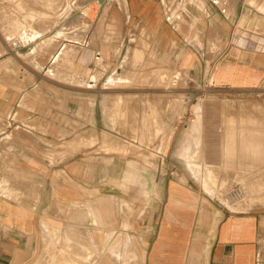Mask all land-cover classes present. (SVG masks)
<instances>
[{
	"label": "crops",
	"instance_id": "obj_1",
	"mask_svg": "<svg viewBox=\"0 0 264 264\" xmlns=\"http://www.w3.org/2000/svg\"><path fill=\"white\" fill-rule=\"evenodd\" d=\"M175 3L115 0L109 3L104 20L108 18L109 30L113 27V32L125 35L141 29L146 38H141V48L133 50L143 52L149 44L155 54L161 47L164 59L167 46L176 45V35L184 34L185 26L190 31L197 24L207 26L208 16L212 15L217 34L224 37L223 15L216 7L198 0L188 9L184 2L187 18L175 12L169 16L167 7ZM245 4L238 30H246V26L239 28L245 14L255 29H263L264 16L259 23L254 14L264 15L261 0H229L232 16L241 13ZM33 29L39 35L22 47L23 57L17 52L3 58L6 67L0 69V264H35L42 256L46 263L50 249L69 246L64 234L78 245L81 228L88 231L90 251L91 246L118 242L119 257L114 254L107 259L112 263L120 261L129 245L134 255L128 264H264V214L236 212L221 205L192 173L135 170L136 183L125 181L128 161L136 160L122 156L109 143L110 136L120 130L110 127L112 95L104 86L107 79L77 74L79 63L94 69L95 46L73 54L77 56L72 59L75 76H69V71L47 76L42 63L57 53V47L39 48L47 30L41 24ZM94 30L95 25L90 26L89 35ZM177 55L184 64L192 59L188 51ZM234 71L244 78L243 67L230 65H221L214 75L217 80L226 79ZM176 129L169 132L175 134ZM169 159L171 167L187 165L181 156ZM121 183L128 184L129 190ZM144 190L150 194L145 206L139 194ZM81 212L86 215L82 221ZM108 235L109 242H103Z\"/></svg>",
	"mask_w": 264,
	"mask_h": 264
},
{
	"label": "rangeland",
	"instance_id": "obj_2",
	"mask_svg": "<svg viewBox=\"0 0 264 264\" xmlns=\"http://www.w3.org/2000/svg\"><path fill=\"white\" fill-rule=\"evenodd\" d=\"M114 1L0 0V69L6 67L7 60L3 58L20 54L26 42L39 35L33 29L35 24L47 30L40 38L39 48L57 47V53L42 63L44 75L57 76L69 71V76H75L77 68L72 59L77 56L73 54L94 45L98 53L94 69L79 63L81 71L77 74L107 79L104 86L112 95L110 127L120 130L110 136L109 143L122 156L136 160L128 161L126 182L136 183L135 170L160 175L192 173L221 205L236 212L264 214V28L258 30L245 22L239 28L246 26V30H238L246 4L235 17L228 4L224 15L219 12L223 15L220 27L224 37L217 34L212 15L208 16L207 26L197 24L191 31L185 26L184 34L176 35V45L167 46L168 58L164 59L159 53L161 47L155 54L150 52L149 44L143 52L133 50L136 46L141 48L140 40L146 38L141 29L128 35L113 32V27L109 30L104 15ZM175 1L167 7L169 16L175 12L187 18L181 5L186 2L190 9L198 0ZM205 2L213 6L208 0ZM254 14L260 23L264 15L256 11ZM40 18L42 22L37 21ZM93 25L94 33L89 35L88 28ZM29 31L35 34L29 35ZM19 37L22 43L13 48L11 42ZM107 41L111 47L105 59L103 49ZM180 51L191 53L188 64L176 57ZM221 65L243 67L244 78L237 77L234 71L232 76L217 80L214 74ZM174 127H178L175 134L169 132ZM188 146L194 152L192 161L182 155ZM178 156L187 165L169 166L167 158L175 161ZM119 185L124 190L130 188L125 183ZM234 186L241 187L243 196L231 199ZM139 194L145 206L150 194L145 190ZM109 236L103 242H109ZM64 238L69 246L50 249L46 264L66 262L65 255L84 264H120L121 260L128 264L127 257L134 255L126 252L119 262H108L109 255L120 247L118 242L91 246L90 251L87 229H80L78 245L72 242L71 235L64 234Z\"/></svg>",
	"mask_w": 264,
	"mask_h": 264
},
{
	"label": "bare ground",
	"instance_id": "obj_3",
	"mask_svg": "<svg viewBox=\"0 0 264 264\" xmlns=\"http://www.w3.org/2000/svg\"><path fill=\"white\" fill-rule=\"evenodd\" d=\"M121 1V0H120ZM123 1V0H122ZM250 1H248V3H249ZM123 3V2H122ZM250 4V3H249ZM95 7V6H94ZM108 9V8H107ZM94 10V9H93ZM251 10V9H250ZM250 12V11H249ZM91 14V13H90ZM92 15V14H91ZM252 17V16H251ZM249 21V19H248V17H247V14H245L244 16H243V18L240 20V24L242 25V24H244L245 22H248ZM23 35H21V37H22ZM15 41V43H17V42H19V45L22 43V40H21V38L19 37V38H15L14 39ZM25 43V42H24ZM4 61V60H3ZM92 65V64H91ZM109 78V77H108ZM110 80H114V78H109ZM116 79V78H115ZM242 127V126H241ZM240 128V127H239ZM233 130H230V133L232 132ZM236 131V130H235ZM239 131V130H238ZM107 133V132H106ZM251 135V134H250ZM245 136V135H244ZM231 137V136H230ZM240 137V136H239ZM230 139V138H229ZM96 140V139H95ZM245 141H246V139H245ZM252 141V140H251ZM254 142H256V140L254 141ZM240 143V142H239ZM255 144H257V143H255ZM260 144V143H259ZM251 145H254V144H251ZM256 146V145H255ZM260 146V145H259ZM257 148H259L258 147V145L256 146ZM261 147V146H260ZM255 148V147H254ZM251 150H252V148H251ZM253 151H255V149H253ZM253 151H251L252 153L251 154H253ZM258 151H259V149H258ZM249 152V151H248ZM194 152H193V149L191 148V146H188L184 151H182V155L184 156V158H188V159H190L191 161H192V156L194 155L193 154ZM255 153V152H254ZM257 153V152H256ZM250 154V155H251ZM262 157V156H261ZM257 159H258V156H257ZM2 212V211H1ZM3 216V215H2ZM5 218V217H4ZM86 218V216H85V213H80L79 214V220L80 221H82V220H84ZM121 239L123 240V238L121 237ZM125 241V240H124ZM120 244V243H119ZM122 244V243H121ZM126 245V244H125ZM129 246V245H128ZM128 246L126 247L125 246V248L122 250V253H121V255L123 254L124 255V253H126V252H128V253H131V251H130V248H128ZM104 249V248H103ZM119 249L120 248H118V249H115V250H113V253L114 254H117V256L119 255ZM42 251V250H41ZM104 252H106V251H108V250H106V249H104L103 250ZM42 253V255H43V251L41 252ZM41 253H40V255H41ZM41 255V256H42ZM122 255V256H123ZM43 257V256H42ZM42 257H40V258H37L38 260H36V262H35V264H46V263H44L43 262V258ZM129 257V256H128ZM127 257V259H130L131 258V255H130V257L128 258ZM61 260V259H60ZM64 260H66V262L65 261H62L61 260V262H54V264H84V263H81V262H79V261H77L76 259H74L72 256H67V255H65V258H64ZM45 261V260H44ZM122 262V264H125V263H127V262H125V261H123V260H121ZM120 263V264H121ZM101 264H103L102 262H101Z\"/></svg>",
	"mask_w": 264,
	"mask_h": 264
},
{
	"label": "built area",
	"instance_id": "obj_4",
	"mask_svg": "<svg viewBox=\"0 0 264 264\" xmlns=\"http://www.w3.org/2000/svg\"><path fill=\"white\" fill-rule=\"evenodd\" d=\"M208 2H210V4L213 5L214 7H216L218 11L223 15L225 14L228 4H229V0H208ZM14 41L15 40L11 42V45L13 48L20 46L19 42L15 43ZM241 196H243L241 187L234 186L230 193L231 199H237V198H240Z\"/></svg>",
	"mask_w": 264,
	"mask_h": 264
}]
</instances>
